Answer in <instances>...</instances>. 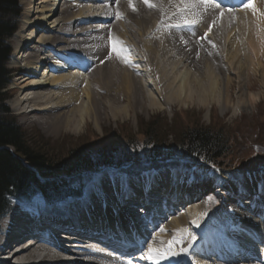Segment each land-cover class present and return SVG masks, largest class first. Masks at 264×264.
Instances as JSON below:
<instances>
[{
	"label": "bare ground",
	"instance_id": "bare-ground-1",
	"mask_svg": "<svg viewBox=\"0 0 264 264\" xmlns=\"http://www.w3.org/2000/svg\"><path fill=\"white\" fill-rule=\"evenodd\" d=\"M249 2L254 9L246 7V3L244 7L243 1L233 7L237 8V18L232 24L233 9L225 10L222 16L223 11L202 0H150L152 7L143 0H102L96 9L94 0H42L34 12L35 20L30 16L32 0H26L24 21L14 35L12 65L18 69L13 89L18 95L11 108L23 120L37 116L36 123L53 136L71 128L79 132L87 120L98 127L109 117L126 118L130 111L135 115L137 111L191 102L194 92L199 94L201 107L209 106L216 94L222 95L220 85L224 79L222 107L226 109L232 99L231 71L237 79L245 73L249 79V74L263 68L264 0ZM227 17L229 26L225 27ZM220 33L225 34L223 40L219 39L222 34L217 36ZM113 46L115 51L111 50ZM256 98L248 96L250 105ZM158 171L126 179L122 185H111L102 179L95 189L88 188L79 204L65 199L57 207L47 208L46 201L39 198L42 203L35 204L33 212L10 215L1 225L0 264H126L119 255L93 242H89L91 252L83 259L70 258L69 250L30 246L32 241L25 245V238L36 231L35 222L42 223L45 215H52L45 219L55 228L78 231L93 241L96 239L87 234L104 228L110 231L112 225L122 227L124 222L141 224L147 230L148 243L140 254L151 256L144 261L139 258L137 264H222L212 255L228 248L227 242L220 239L224 231L240 236L238 240L232 238L230 249L222 253L227 263L264 264L263 170L246 172L245 181L222 186L209 181V171L196 173L194 179L169 167ZM162 181L182 183L187 189L197 188L204 193L196 204H182L177 210L166 211L163 206L157 208L158 200L153 197L156 194H142ZM212 193L218 196V213L210 209ZM238 193L254 201L240 204ZM178 197L176 193L169 199L179 205L182 198ZM131 208L140 219L129 213ZM143 214H147L145 224L141 221ZM172 216L175 217L171 219ZM73 218L78 222L70 223ZM40 229L46 228L40 224ZM211 231L219 242L212 248L209 243L205 247L204 238L199 247L203 257L193 252L194 244L184 245L189 237H207ZM110 237L124 245L128 242L126 238L122 242ZM101 238L105 239L103 233ZM181 248L184 252L174 255ZM212 250L214 254L207 257Z\"/></svg>",
	"mask_w": 264,
	"mask_h": 264
},
{
	"label": "trees",
	"instance_id": "trees-1",
	"mask_svg": "<svg viewBox=\"0 0 264 264\" xmlns=\"http://www.w3.org/2000/svg\"><path fill=\"white\" fill-rule=\"evenodd\" d=\"M17 2L0 0V218L11 210L14 202L25 204L36 196L48 202L78 198L86 178L108 168L123 167L125 172L133 174L178 161L224 168V159L231 149L224 129L197 124L177 129L176 118L175 127L170 129L167 125L158 128L154 121H140L137 131L141 143L131 134L125 137V143L116 136L91 153L77 148L70 150L64 160L55 161L41 149V136L22 129L5 105L10 97L6 88L11 71L6 62L10 54L9 39L16 31ZM170 135L174 136L172 144L167 139ZM19 159L31 165L34 171ZM257 164H264V160ZM81 176L85 180L82 179L81 184L76 179L75 185H79L74 187V178Z\"/></svg>",
	"mask_w": 264,
	"mask_h": 264
},
{
	"label": "rangeland",
	"instance_id": "rangeland-1",
	"mask_svg": "<svg viewBox=\"0 0 264 264\" xmlns=\"http://www.w3.org/2000/svg\"><path fill=\"white\" fill-rule=\"evenodd\" d=\"M25 1L26 0H18L17 2L19 13L18 16L14 18V23L16 27L15 33L22 26V20L24 21L23 12L25 11L24 9L27 8V6H25ZM40 2H42V0H32L33 10L31 9V14H30V16L33 15L32 20H35L37 14H34V12H36L38 7L40 6L39 5ZM92 5L94 6V9L97 8V5L99 6V4H92ZM213 18H215L214 20H216V14H214ZM236 18H237V13L235 20ZM231 23L235 24L236 22L233 21ZM223 26L225 27L229 26L228 17L226 22H224ZM228 29L230 30L231 28ZM222 32L225 33L226 30ZM224 33L223 34L220 33L217 35L219 36L222 34L221 37H219L220 40L221 38L222 40L224 39L225 36ZM14 35L12 36L11 39H9L10 54L6 62V66L12 72V74L10 76L9 84L6 88V92L10 94V97L5 102V105L9 109L10 115H12L15 118L16 123L22 129L28 131L30 134L38 133L41 136V142H40V145L42 146L41 149L44 152H47L52 157H54L55 161L64 160L70 150L77 148L83 149L84 151L91 153L101 145L109 143V141L114 139V137L116 136H119L121 139L123 138V141L125 143V137H128V134H131L133 135V138L135 137V139H137V143H141L142 140L138 139L140 138L138 132L140 121L142 123L148 121L151 122L154 121V123L157 124L158 128L163 125H167V127L170 129L171 127H175L176 125L175 120L178 119L177 129L180 127L181 129L186 127L188 128L189 126L193 127L196 126V124L198 126L200 125L210 126L217 129L223 128L225 132V137L231 145V149L229 151V155H227V157L224 159L223 162L225 164L224 168H218L217 166L201 167L200 165L189 164L186 161H178L176 162V165H174L178 168L177 169L172 168V170H175L176 172L183 175L186 174V176L189 177V179H194V177H196V173H199L200 171L202 173H204L205 171H209L211 172V175L208 176L209 181L213 183H218L221 186L224 185L225 183L230 185H235L232 184L230 179L228 180L227 178H224L221 175L222 172L221 170H224L225 172H234L231 171V168L232 169L235 168L236 170L235 172L239 173L241 176H243L247 171L249 172L253 171V173L258 170L264 171V164L257 166L258 162H262L264 160V57L262 58L263 68L256 73L252 72L251 74H249L250 76L249 79L246 73L240 76L239 79H237L235 78L236 75L234 74V72L231 71L230 78L232 80L231 83L232 99L229 103L227 102L228 105L226 109L222 107L223 105L222 99H224L223 95L225 92L224 79H223V83L220 85L221 86L220 92L222 95L220 96V93L216 94L214 101H212L209 106L207 105L205 107H201L200 98H198L199 94L198 92H194L192 94L191 102H187L180 105L171 104V106L170 105L168 106V109H166V107L163 106V108L166 109V111L164 109H153V110L149 109L147 111H137L136 112L137 114L135 115L133 114L132 111H130L128 117L124 118L118 116L115 120L112 119V117L111 118L109 117L108 119L101 121L98 127H96L91 120H87L85 125L79 132H75L74 129L71 128V129H65L64 131L61 130L57 134L55 133L53 136H51L45 132L46 129L41 128L36 123L35 119H38L37 116L23 120L22 117L16 115V113L11 108L12 101L18 95L17 91L13 89L15 74L17 72L16 69L18 68L14 67L11 61V55L15 52L14 47L16 45ZM33 36L35 37V42H36L38 36L36 34ZM140 46L143 47V42L140 43ZM222 50L224 51V48ZM20 56L21 55L17 57ZM221 57H223V54H221ZM189 69L192 71L190 67ZM170 70L171 68L167 66L166 71L170 73ZM217 72L218 71H216L215 73ZM247 85L250 86L248 90H246ZM250 94L257 96L256 101L252 105H250V103L248 102V96ZM224 101L225 100H223V103H225ZM222 108H223V112H222ZM177 116L180 119L177 118ZM167 139H168V143L172 144V142L174 141V136L170 135L169 138ZM226 166H229L227 167L229 169H227ZM121 170H125V169L121 167ZM121 170L118 168H108V170L98 172L97 174L93 173L89 176H92L91 179L93 180L94 183V178L96 180H99L98 174H102L103 179L107 180L109 184L114 185L112 183L113 180L111 178V173H112V175L115 177V181H116L115 185H122L123 182L127 179V176H125V173ZM158 172L160 171H156L155 173ZM229 175L231 176L233 174H229ZM76 179H78L82 184L83 183L82 179L85 180V177L84 176L75 177L72 182L74 185ZM241 180H243V178H241ZM78 185L79 184L75 185L74 187ZM85 187L86 184H84V189L82 193L83 198L86 195ZM88 188L95 189L94 186H88ZM221 192L223 194V191H220V193ZM220 193L219 196H221ZM66 200H70V199H66ZM40 201L41 200L39 199L34 203V205L37 204L38 202L42 203ZM210 201L212 205L210 208L211 212L218 213L216 210L218 205V196L217 195L214 196L212 193ZM62 203H64V201ZM79 203L80 202L78 201L74 202V204H79ZM22 208L23 205L14 202L12 204L10 213H17L18 210ZM174 217L175 216H172L171 219ZM169 220L170 219H168L167 222ZM2 224H3V220L0 219V228H2L1 226ZM194 228L195 227H193V229ZM195 236L196 235H194V237ZM186 241L191 242V237H189V239Z\"/></svg>",
	"mask_w": 264,
	"mask_h": 264
},
{
	"label": "snow or ice",
	"instance_id": "snow-or-ice-1",
	"mask_svg": "<svg viewBox=\"0 0 264 264\" xmlns=\"http://www.w3.org/2000/svg\"><path fill=\"white\" fill-rule=\"evenodd\" d=\"M130 2H131V0H130ZM143 2H144L147 6L152 7V5H151V3H150V0H143ZM202 2H203V3H208V0H202ZM246 7H248V8H253V9H254V5H253L251 2H249V3L246 5ZM178 26H179V25H177V27H178ZM111 50H112V51H115L116 49H115V47L113 46ZM98 176H99V180H96V179L94 178V183H95V185H96L97 187L99 186V181L103 179V175H102V174H98ZM141 211H143V210L141 209ZM194 241H195V237L193 236V237H191V242H194ZM168 251H171V248H169ZM183 252H184V250H183V248H181V249H179L176 253H174V255H180V254L183 253ZM184 254L186 255V253H184ZM150 256H151V253H149L147 257H145L144 255H141V256H140V259H142V260H143V259H150Z\"/></svg>",
	"mask_w": 264,
	"mask_h": 264
},
{
	"label": "water",
	"instance_id": "water-1",
	"mask_svg": "<svg viewBox=\"0 0 264 264\" xmlns=\"http://www.w3.org/2000/svg\"><path fill=\"white\" fill-rule=\"evenodd\" d=\"M19 161H20V162H21L26 168H28V169L34 171V168H33L31 165H29L27 162H24V161H22L21 159H19Z\"/></svg>",
	"mask_w": 264,
	"mask_h": 264
}]
</instances>
